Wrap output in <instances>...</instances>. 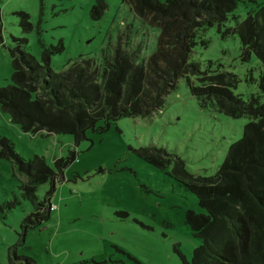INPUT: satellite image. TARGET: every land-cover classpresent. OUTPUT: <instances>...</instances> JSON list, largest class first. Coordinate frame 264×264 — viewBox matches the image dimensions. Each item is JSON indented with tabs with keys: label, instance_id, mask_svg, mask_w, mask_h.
I'll use <instances>...</instances> for the list:
<instances>
[{
	"label": "rangeland",
	"instance_id": "rangeland-1",
	"mask_svg": "<svg viewBox=\"0 0 264 264\" xmlns=\"http://www.w3.org/2000/svg\"><path fill=\"white\" fill-rule=\"evenodd\" d=\"M96 1L0 0V89L12 84L11 52L17 48L40 63L45 50L55 51L50 67L59 72L79 56L100 60L117 37L127 41L132 27L130 44L143 46L145 58L153 53L159 29L142 24L122 0H105L104 13L94 19L90 12ZM263 2L240 0L233 14L242 21ZM234 27L230 20L220 31L209 29V46L196 47L190 62L199 63L202 71L236 74L240 83L234 93L247 99L256 93L259 60L243 54L236 34H226ZM191 81L199 83L197 77ZM247 122L201 108L185 78L165 97L160 111L144 119L123 117L108 127L99 123L80 141L70 134L25 133L0 109V264L13 263L15 255L35 264H185L184 259L190 264L201 238L186 216L205 210L172 176L173 163L156 168L137 150L162 148L183 161L189 173L209 177ZM6 140L26 162L43 158L56 170L57 161L69 159L50 197L49 220L23 236L22 222L33 207L23 195L24 176L1 154ZM49 189V182L39 185L38 199Z\"/></svg>",
	"mask_w": 264,
	"mask_h": 264
},
{
	"label": "trees",
	"instance_id": "trees-1",
	"mask_svg": "<svg viewBox=\"0 0 264 264\" xmlns=\"http://www.w3.org/2000/svg\"><path fill=\"white\" fill-rule=\"evenodd\" d=\"M239 1L122 0L142 24L159 29L148 58L142 55L143 46L130 44L132 27L127 41L123 44L117 37L115 46L108 44L102 50L100 60L79 56L59 72L50 67L55 51L45 50L40 63L17 48L11 52L12 84L0 89V109L25 133L70 134L76 141L99 123L108 127L123 117H150L161 110L165 97L181 78L187 80L201 108L234 119L247 118L242 137L229 147L222 164L209 177L189 173L183 161L162 148L137 150L141 159L156 168L165 169L173 163L172 176L205 210L204 214L189 212L186 216L201 238L190 264H264V2L239 21L233 14ZM104 9L105 0H97L90 15L98 19ZM230 20L235 27L226 34H236L243 54L248 58L254 54L259 60L256 93L247 99L234 93L240 83L236 74L221 69L202 71L199 63L190 62L196 47L209 46V29L220 31ZM191 77H197L199 83L193 84ZM2 143L1 154L24 176L23 195L33 207L22 222L23 236L29 228L49 220L50 197L56 183L62 181V168L69 159L57 161L54 170L43 158L26 162L14 152L10 141ZM48 182L50 189L39 200L36 189ZM21 262L35 264L16 255L11 264ZM184 263L189 264L185 259Z\"/></svg>",
	"mask_w": 264,
	"mask_h": 264
},
{
	"label": "built area",
	"instance_id": "built-area-1",
	"mask_svg": "<svg viewBox=\"0 0 264 264\" xmlns=\"http://www.w3.org/2000/svg\"><path fill=\"white\" fill-rule=\"evenodd\" d=\"M51 210H53V207L51 208Z\"/></svg>",
	"mask_w": 264,
	"mask_h": 264
}]
</instances>
